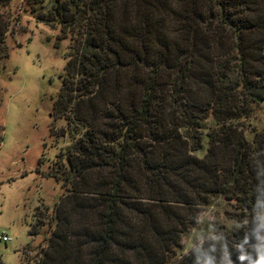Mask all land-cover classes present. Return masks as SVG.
<instances>
[{"label": "trees", "instance_id": "16d2710c", "mask_svg": "<svg viewBox=\"0 0 264 264\" xmlns=\"http://www.w3.org/2000/svg\"><path fill=\"white\" fill-rule=\"evenodd\" d=\"M37 18L78 42L56 108L91 112L41 264H166L219 196L241 228L178 264H264V129L240 123L264 103V0H54Z\"/></svg>", "mask_w": 264, "mask_h": 264}, {"label": "rangeland", "instance_id": "374dc122", "mask_svg": "<svg viewBox=\"0 0 264 264\" xmlns=\"http://www.w3.org/2000/svg\"><path fill=\"white\" fill-rule=\"evenodd\" d=\"M53 1L43 0L36 12L26 0H10L1 9L9 25L6 57L0 59V238L11 241L0 240V264H41L57 223L59 199L71 190L66 179L76 181L67 159L77 155L76 146L91 125L85 104L72 110L75 99L69 100L68 111L56 108L64 81L71 97L76 95L77 78L67 63L78 42L71 34L61 38L60 26L38 20ZM240 123L246 133L263 130L264 103L254 104L251 116ZM214 126L208 119L201 133ZM241 215L223 197L212 198L166 264H178L193 247L224 231L231 235L241 228ZM34 224L36 234L31 233Z\"/></svg>", "mask_w": 264, "mask_h": 264}, {"label": "built area", "instance_id": "2783aa9c", "mask_svg": "<svg viewBox=\"0 0 264 264\" xmlns=\"http://www.w3.org/2000/svg\"><path fill=\"white\" fill-rule=\"evenodd\" d=\"M0 240L1 241H3V242H5V243H7V242H10L11 241V238L10 237H8V236H2L1 238H0Z\"/></svg>", "mask_w": 264, "mask_h": 264}]
</instances>
